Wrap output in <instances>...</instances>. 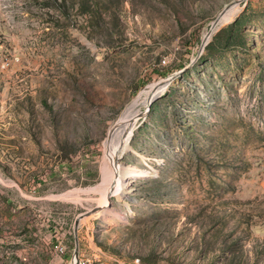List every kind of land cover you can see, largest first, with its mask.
Returning a JSON list of instances; mask_svg holds the SVG:
<instances>
[{
    "label": "rangeland",
    "instance_id": "1",
    "mask_svg": "<svg viewBox=\"0 0 264 264\" xmlns=\"http://www.w3.org/2000/svg\"><path fill=\"white\" fill-rule=\"evenodd\" d=\"M234 1L0 0V264H74L87 212L78 264H264V0L208 35Z\"/></svg>",
    "mask_w": 264,
    "mask_h": 264
},
{
    "label": "bare ground",
    "instance_id": "2",
    "mask_svg": "<svg viewBox=\"0 0 264 264\" xmlns=\"http://www.w3.org/2000/svg\"><path fill=\"white\" fill-rule=\"evenodd\" d=\"M237 6L238 4L234 3L230 8L226 10V12L221 17L219 25L232 18L237 10ZM164 88L166 87L158 86L157 83L150 85L148 89L140 93L138 98L130 106L127 107L120 118L111 127L105 141L107 156L109 160H115L120 152L131 150L129 142L131 140L132 133L134 134V124H136L138 115L140 114V109L138 108V106L140 104L149 106L150 102H152L163 90H165ZM115 170L118 175V177H116L117 183L115 187L113 186V190H110V192L115 194L118 198H124L128 196L127 181L129 180V177L136 179L142 178L146 175V171H142L137 167H127L121 164L118 169V163L116 162ZM107 192H104V201H108Z\"/></svg>",
    "mask_w": 264,
    "mask_h": 264
},
{
    "label": "water",
    "instance_id": "3",
    "mask_svg": "<svg viewBox=\"0 0 264 264\" xmlns=\"http://www.w3.org/2000/svg\"><path fill=\"white\" fill-rule=\"evenodd\" d=\"M243 0H236V1H234V2H232V3H230V4H227L226 5V7L222 10V12L219 14V16L214 20V22L212 23V26H211V30H210V32L208 33V35L209 34H211L212 33V31H213V29H215L216 28V26H218V24L220 23V20H221V17H222V15L226 12V10L228 9V8H230L231 6H232V4H234V3H237V4H239V3H241ZM205 47V41H204V43H203V48ZM193 64H194V61H191V63L189 64V65H187V66H185L183 69H181L180 71H178V72H176V73H174V74H172L171 76H169L168 78H166V79H164V80H161L160 82H158L157 83V85L158 86H164V87H167V86H169L170 84H172L174 81H176V79H178L181 75H183L190 67H192L193 66ZM150 104H151V102H150ZM149 104V105H150ZM116 162V161H115ZM116 177H118V175H117V173H116ZM111 190H113V187H112V189ZM112 192H109V194H108V197L110 198L111 196H112ZM105 207L106 206H99V207H96V208H94V209H92L91 211L92 212H95V211H97V210H103V209H105ZM90 214V212H87V213H84V214H82V215H80L78 218H77V220H76V224H75V234H76V240H77V248H76V252H75V258H74V264H78V261H79V243H78V237H77V232H78V227H79V224H80V219L82 218V217H84V216H88Z\"/></svg>",
    "mask_w": 264,
    "mask_h": 264
},
{
    "label": "trees",
    "instance_id": "4",
    "mask_svg": "<svg viewBox=\"0 0 264 264\" xmlns=\"http://www.w3.org/2000/svg\"><path fill=\"white\" fill-rule=\"evenodd\" d=\"M101 7V6H100ZM89 9H90V11L91 12H94V13H96V12H98V10H99V4H95L94 3V5H90L89 4ZM244 17H245V14L244 15H242L240 18H238V20H236V22H234L231 26H230V28H236V29H238V30H241L242 28H243V23H244ZM235 29V30H236ZM208 50H209V48H208ZM186 66V64L184 63V64H182V67L181 68H183V67H185ZM190 69V68H189ZM189 69L187 70V71H189ZM186 71V72H187ZM167 74V73H166ZM180 78V77H179Z\"/></svg>",
    "mask_w": 264,
    "mask_h": 264
},
{
    "label": "built area",
    "instance_id": "5",
    "mask_svg": "<svg viewBox=\"0 0 264 264\" xmlns=\"http://www.w3.org/2000/svg\"><path fill=\"white\" fill-rule=\"evenodd\" d=\"M163 63H166V61L164 60Z\"/></svg>",
    "mask_w": 264,
    "mask_h": 264
}]
</instances>
